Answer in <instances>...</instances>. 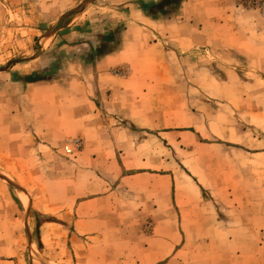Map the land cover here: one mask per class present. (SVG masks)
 Instances as JSON below:
<instances>
[{
    "label": "rangeland",
    "instance_id": "374dc122",
    "mask_svg": "<svg viewBox=\"0 0 264 264\" xmlns=\"http://www.w3.org/2000/svg\"><path fill=\"white\" fill-rule=\"evenodd\" d=\"M25 1L23 6L17 0H0V99L16 97L25 107L23 134L17 135L10 122L0 121V180L24 204L26 228H16L20 264H137L141 253L136 244H141L143 234H153L154 228H74L76 218L70 207L77 197L103 194L107 173L97 166L105 161L110 165L104 154L89 152L84 137L78 135L86 122L73 120L72 109L77 104L83 107L81 89L73 84L82 81L95 87L97 64L109 53L123 52L129 25L146 27L147 45L161 43L160 71L148 78L132 74L129 65H119L110 75L140 88L147 81H159L161 112L183 120L181 130L202 128L203 141L223 144V157L178 147L174 158L195 180L218 181L217 197L222 201L218 199L217 208L223 217L239 224L240 242L227 246L224 255L217 246L199 242L197 231L191 230L192 241L178 245L169 264H264V73L249 68L246 58L231 47L202 43L181 48L178 35L194 39L202 34L207 42L223 38L216 24L207 25L201 33L197 25L183 23L186 0H80L52 19L39 15L37 0ZM161 1L160 9L151 10ZM201 6L209 10V5ZM239 7L264 14V0H239ZM28 82L35 83L29 90ZM41 90L48 100L43 120L49 135L47 141L38 140L40 151L33 150L29 136L40 110ZM28 94L36 98L33 109L28 106ZM56 107L68 115L63 126L52 115ZM140 135L146 137V131ZM75 139L83 147L69 154L65 146ZM92 143L97 145V139ZM211 160H216V168ZM14 162L22 166L13 167ZM93 174L101 184L88 189L85 183L94 179ZM31 198L36 200L35 207ZM47 200L65 210L44 211L39 202ZM248 220L255 228H247ZM45 221L71 228H39ZM175 229L180 237V228Z\"/></svg>",
    "mask_w": 264,
    "mask_h": 264
},
{
    "label": "crops",
    "instance_id": "0c3cea01",
    "mask_svg": "<svg viewBox=\"0 0 264 264\" xmlns=\"http://www.w3.org/2000/svg\"><path fill=\"white\" fill-rule=\"evenodd\" d=\"M17 1L25 6V0ZM79 1L37 0L42 11L39 15L45 13L47 18H56ZM206 4L214 15L201 6ZM183 9L185 25H197L199 32L204 33L207 25L216 24L222 29L223 38L207 42L202 34L194 39L178 35L181 48L186 44L191 47L202 43L231 47L246 58L249 68L264 73V14L242 10L239 0H186ZM196 10L200 13L197 14ZM137 26L127 27L122 53H109L97 64L99 81L94 88L82 81H74L73 84L81 89L83 104V107L77 104L72 109L73 120L86 122L78 135L84 137L89 152L104 154V159L110 162V165L105 161L97 166L107 173L102 180L103 194L88 199H73L70 207L76 218L74 228H140V231L154 228L150 237L143 234L141 244H136L141 253L137 256V264H169L177 246H187L192 241L189 236L191 230L197 231L199 242L209 247L217 246L224 255L228 251L227 246L239 244L240 230L234 218L223 217L217 208L219 200L222 201L217 197L218 181L204 182L198 178V182L188 171L182 170L174 153L178 147H186L191 151L206 150L209 155L223 157L225 147L222 143L203 141L202 128L181 130L179 123L183 120H177L174 114L161 112L157 91L161 87L159 81H147L140 88L136 83L114 80L110 75V71L119 65H129L132 74H143L148 78L160 71L161 43L149 42L147 45L149 34L143 31L146 27ZM225 34L228 35L226 38ZM25 84L29 90L35 83ZM145 88L148 91L145 92ZM45 94L44 90L40 91V110L33 118L35 123L29 136V141L34 144L33 150L41 151L38 140L47 141L45 138L49 135L43 120L47 115ZM28 96V106L33 109L36 98ZM0 101V121L10 122L17 135L23 134L26 129L25 107L19 98H3ZM52 115L59 126H63L64 120L68 119L60 107H56ZM125 121L127 123H123ZM190 121L192 117H189ZM142 131H146V137L140 135ZM93 138L97 139V145L91 144ZM212 163L216 168V160ZM18 165L21 163L14 162L13 167ZM96 176L93 174L94 179L85 183L88 189L101 184ZM19 200L9 185L0 180V264H20V260L16 259V228H26V219L22 218L25 217L21 211L24 204L21 202V205ZM30 203L36 206L35 199L31 198ZM39 203L44 211L65 210V206H56L57 203H50L49 200ZM101 219L103 224H100ZM51 222L45 221L39 228H71L64 223ZM85 222L88 224L85 225ZM247 225V228H255V223L249 220ZM175 228H180V237Z\"/></svg>",
    "mask_w": 264,
    "mask_h": 264
},
{
    "label": "built area",
    "instance_id": "2783aa9c",
    "mask_svg": "<svg viewBox=\"0 0 264 264\" xmlns=\"http://www.w3.org/2000/svg\"><path fill=\"white\" fill-rule=\"evenodd\" d=\"M83 147V142L80 139H75L71 144L65 146L67 153H72L74 150H80Z\"/></svg>",
    "mask_w": 264,
    "mask_h": 264
},
{
    "label": "trees",
    "instance_id": "16d2710c",
    "mask_svg": "<svg viewBox=\"0 0 264 264\" xmlns=\"http://www.w3.org/2000/svg\"><path fill=\"white\" fill-rule=\"evenodd\" d=\"M166 1H168V2H171V1H177V2H179V1H180V3L183 2V0H166ZM163 4H164V1H161L159 4L153 6V7L151 8V10H154V9H160L161 6H162Z\"/></svg>",
    "mask_w": 264,
    "mask_h": 264
}]
</instances>
